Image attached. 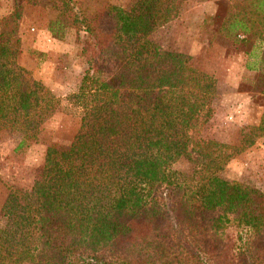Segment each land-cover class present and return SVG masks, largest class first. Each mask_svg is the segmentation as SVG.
Instances as JSON below:
<instances>
[{
    "label": "trees",
    "instance_id": "trees-1",
    "mask_svg": "<svg viewBox=\"0 0 264 264\" xmlns=\"http://www.w3.org/2000/svg\"><path fill=\"white\" fill-rule=\"evenodd\" d=\"M49 1L58 13L54 36L84 34L88 69L68 98L81 123L69 147L48 148L30 190L10 188L0 264H264V191L221 178L243 149L202 135L216 81L188 54L149 40L171 5L186 0H135L130 8ZM231 1L228 21L264 41V18L252 21L243 6L261 12L264 0ZM23 16L18 6L0 19V132L19 133L18 148L37 141L61 109L19 63ZM261 136L264 115L241 144ZM181 159L192 163L191 175L171 171ZM230 226L244 231L240 246Z\"/></svg>",
    "mask_w": 264,
    "mask_h": 264
},
{
    "label": "rangeland",
    "instance_id": "rangeland-1",
    "mask_svg": "<svg viewBox=\"0 0 264 264\" xmlns=\"http://www.w3.org/2000/svg\"><path fill=\"white\" fill-rule=\"evenodd\" d=\"M117 6L130 8L135 0H109ZM186 1L174 2L166 21H160L158 27L150 35L149 40L162 50L179 52L184 41V32H195L194 26L175 22L186 8ZM196 2V0H193ZM208 0H200L201 3ZM214 1V0H210ZM250 3V2H249ZM246 2V12L252 21L264 18L263 10H256ZM231 0L212 2L211 8L219 10V14L208 15L202 31L207 35L200 37L204 52H198L196 58L191 57V65L199 71L216 72L207 74L214 78L217 93L206 102L205 116L208 119L203 136L226 145L238 146L243 149L236 154L219 176L228 181L264 191V136L257 137L254 144H241L248 135L249 128L259 124L264 115V70L258 74L244 73V63H235L234 69L228 70L224 54L232 59L234 53L249 51V42L260 41L245 36L238 39L237 31L229 30ZM23 6L24 16L20 25L22 52L19 63L27 69L34 80L42 83L60 100L61 109L42 128L37 141H30L18 148L22 136L11 130L0 132V228L4 227L5 219L2 207L10 188L30 190L42 172L47 150L50 146L69 147L77 134L81 123V111L73 106L68 98L77 92L85 71L88 69L87 58L81 54L78 38H84L75 28L67 30L63 38L54 36L49 31V25L57 19L58 13L49 0H0V19L10 14L16 7ZM240 10L235 5V10ZM263 13L258 15V12ZM241 12V14L243 13ZM240 32L243 30L242 25ZM238 29V30H239ZM258 39V40H256ZM238 41H241L239 44ZM262 41V40H261ZM232 62V60H231ZM209 68H201L206 66ZM224 65V66H223ZM171 171L177 176L191 175L193 165L185 159L173 164ZM242 228L230 226L227 234L237 242ZM238 246L239 243H236Z\"/></svg>",
    "mask_w": 264,
    "mask_h": 264
},
{
    "label": "crops",
    "instance_id": "crops-1",
    "mask_svg": "<svg viewBox=\"0 0 264 264\" xmlns=\"http://www.w3.org/2000/svg\"><path fill=\"white\" fill-rule=\"evenodd\" d=\"M224 0H214V1H210L208 0L207 2L201 3L200 0H188L186 2V8L184 9L183 13H180V17L178 18V20L175 22V26H180V24H185L189 26L190 24L192 26H194L195 28V32H187L185 31L184 34L186 37H190L191 38H186V40L184 41L185 43H189L187 46L185 45H181L179 44V46H181L180 51L181 53H185V54H191L194 56V58H196L195 55L198 54V52H204V47L206 44H210L209 40L206 43H203L202 39L200 40V37H202L203 35H207L208 32L206 31H202V27L204 25V22L206 20V18L208 17V15H215L216 12L217 14H219V10L216 8H211L210 4L212 2H221ZM238 22L236 21H232L231 25H229V30H232L233 32L237 31V38L238 39H244L245 36H248L247 39L250 40V38H253L254 36H252V33H246L245 30H243L242 32H240L239 27L240 23L237 24ZM239 29V30H238ZM242 29V28H241ZM259 38V37H256ZM258 40V39H256ZM260 41H252L249 42V46L251 47L249 51H244V52H240V53H234L232 59L228 56H226L224 54V59L227 61L228 60V64H226V67L228 68L229 71H231V69L233 70V61L235 63L243 61L244 63V70H242V75L246 72L249 74H258L261 73L264 70V41L259 38ZM262 40V41H261ZM241 41H238L239 44ZM195 54V55H194ZM232 60V62H231ZM224 66V65H223ZM201 68H209L206 66H202ZM208 72L202 71L204 73L207 74H214L216 71L212 70L213 72L207 70Z\"/></svg>",
    "mask_w": 264,
    "mask_h": 264
}]
</instances>
